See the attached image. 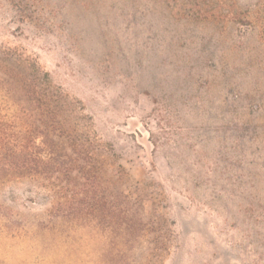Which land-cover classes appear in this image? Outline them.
Segmentation results:
<instances>
[{
	"label": "rangeland",
	"instance_id": "obj_1",
	"mask_svg": "<svg viewBox=\"0 0 264 264\" xmlns=\"http://www.w3.org/2000/svg\"><path fill=\"white\" fill-rule=\"evenodd\" d=\"M45 74L120 210L0 181V264H264V0H0L3 110Z\"/></svg>",
	"mask_w": 264,
	"mask_h": 264
},
{
	"label": "trees",
	"instance_id": "obj_2",
	"mask_svg": "<svg viewBox=\"0 0 264 264\" xmlns=\"http://www.w3.org/2000/svg\"><path fill=\"white\" fill-rule=\"evenodd\" d=\"M19 90L25 102L17 112L0 106V181L63 183L70 198L52 212L70 222L100 224L107 210H120L95 162V144L81 123L67 117L70 104L50 74L27 79Z\"/></svg>",
	"mask_w": 264,
	"mask_h": 264
}]
</instances>
